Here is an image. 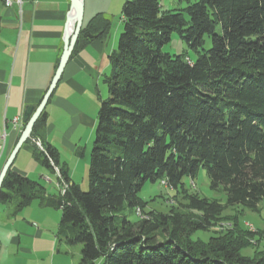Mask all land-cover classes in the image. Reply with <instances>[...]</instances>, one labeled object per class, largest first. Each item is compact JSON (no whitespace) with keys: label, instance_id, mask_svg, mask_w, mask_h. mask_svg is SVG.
Returning a JSON list of instances; mask_svg holds the SVG:
<instances>
[{"label":"trees","instance_id":"trees-1","mask_svg":"<svg viewBox=\"0 0 264 264\" xmlns=\"http://www.w3.org/2000/svg\"><path fill=\"white\" fill-rule=\"evenodd\" d=\"M121 17L107 96L97 110L88 189L71 181L44 139L43 109L26 142H39L35 158L58 167L69 186L48 194L39 180L10 167L0 202L15 200V211L32 200L60 209L61 239L81 245L76 264H264V251L241 253L250 235L241 227L207 241L190 237L210 228L227 205L256 209L264 196V0H194L184 11L162 10L159 0H125ZM108 27L96 13L73 51L84 33L99 36ZM174 32L194 60L162 50ZM200 167L210 187L224 191V204L188 194L194 215L170 209L136 223L125 212H145L138 193L146 181L177 189Z\"/></svg>","mask_w":264,"mask_h":264},{"label":"crops","instance_id":"crops-1","mask_svg":"<svg viewBox=\"0 0 264 264\" xmlns=\"http://www.w3.org/2000/svg\"><path fill=\"white\" fill-rule=\"evenodd\" d=\"M6 1L0 0V143L4 145L0 168L24 127L26 106L36 107L51 82L71 12L70 0H21L20 6L15 0H11V5ZM123 3V0H82V27L96 13L109 20V27L99 36L83 34L44 108V139L56 148L59 164L76 184L77 168L84 165L81 159L89 167L98 105L105 98L100 82L106 85L105 78L111 71L119 26L117 21L112 30L113 21L119 14L122 23ZM15 116L20 117L16 127L12 123ZM35 143L28 141L21 146L11 168L57 187L55 172L35 158ZM46 193L51 194L47 189ZM14 205L15 200L0 202V264L79 261L80 250L61 239L60 209L43 206L38 200H32L19 211L14 210Z\"/></svg>","mask_w":264,"mask_h":264},{"label":"rangeland","instance_id":"rangeland-1","mask_svg":"<svg viewBox=\"0 0 264 264\" xmlns=\"http://www.w3.org/2000/svg\"><path fill=\"white\" fill-rule=\"evenodd\" d=\"M125 0H123L124 2ZM189 1L194 0H159L162 10H179L184 11ZM114 19V18H113ZM113 21V20H112ZM118 21V35L122 31V23L119 14L116 15L113 21L112 30H114L115 23ZM205 48L210 46V38L205 36ZM162 50L170 54H181L187 60H194L196 53L189 48L178 36L176 32L171 35L169 42L164 44ZM100 86L103 89V97L107 95L106 85L101 81ZM94 138V137H93ZM84 145V142L81 144ZM83 166H78L76 174V182L81 189H88V162L83 158ZM41 182V180H40ZM51 194L58 195V187L53 184L48 185L43 181L41 182ZM60 194V193H59ZM188 194H197L204 196L208 199H215L224 204L226 201V195L221 188L213 189L210 187L209 178L205 168L200 167L193 178L185 176L182 179V186L177 189L166 187L161 184L159 180L146 181L140 189L138 196L144 201L143 212L140 208L141 215H138L133 210L125 209V212L129 214L130 218L136 223L140 220L154 218L159 213H166L170 209L174 212H180L185 214L194 215L196 212L190 211L187 208V196ZM61 195V194H60ZM151 212L152 214L150 215ZM234 227H241L249 232V239L247 247L241 250L243 255L248 256H260L264 251V196L258 201L256 209H251L240 204L227 205L222 212L220 218L207 230H197L193 232L190 237L192 239H202L207 241L212 235L218 234V231L229 230ZM251 228V229H250ZM159 238V237H158ZM79 250L80 244L73 245Z\"/></svg>","mask_w":264,"mask_h":264},{"label":"water","instance_id":"water-1","mask_svg":"<svg viewBox=\"0 0 264 264\" xmlns=\"http://www.w3.org/2000/svg\"><path fill=\"white\" fill-rule=\"evenodd\" d=\"M71 12L66 20L64 28L63 49L51 82L36 107L26 106L23 112L24 127L20 132L15 144L5 158L0 168V188L7 170L11 167L21 146L30 138L32 126L45 108L56 84L58 83L63 69L70 58L76 40L81 32L83 9L82 0H70ZM38 144V142H36Z\"/></svg>","mask_w":264,"mask_h":264},{"label":"built area","instance_id":"built-area-1","mask_svg":"<svg viewBox=\"0 0 264 264\" xmlns=\"http://www.w3.org/2000/svg\"><path fill=\"white\" fill-rule=\"evenodd\" d=\"M15 3H17L19 6L21 4V0H15L14 1ZM13 3V1L9 0V5H11ZM20 120V117L19 116H15L12 118V123H13V126L16 127V125L18 124ZM4 138H5V132L1 138L2 141H4ZM3 142L0 143V156L2 154V150H3ZM41 148V147H40ZM54 172L58 178V183H57V187H58V191L59 193L62 195L65 193L66 189L68 188L69 184L68 182L64 181L61 177H60V173H59V169L58 167L54 166ZM45 181L48 182V179H46Z\"/></svg>","mask_w":264,"mask_h":264},{"label":"bare ground","instance_id":"bare-ground-1","mask_svg":"<svg viewBox=\"0 0 264 264\" xmlns=\"http://www.w3.org/2000/svg\"><path fill=\"white\" fill-rule=\"evenodd\" d=\"M6 4L9 5V0L6 1ZM162 183L164 184L165 182H162ZM137 213H139V210L138 209H137Z\"/></svg>","mask_w":264,"mask_h":264}]
</instances>
